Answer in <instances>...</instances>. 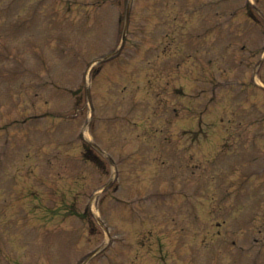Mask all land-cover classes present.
Instances as JSON below:
<instances>
[{
    "label": "rangeland",
    "instance_id": "rangeland-1",
    "mask_svg": "<svg viewBox=\"0 0 264 264\" xmlns=\"http://www.w3.org/2000/svg\"><path fill=\"white\" fill-rule=\"evenodd\" d=\"M126 5L0 0V264H264V0Z\"/></svg>",
    "mask_w": 264,
    "mask_h": 264
}]
</instances>
